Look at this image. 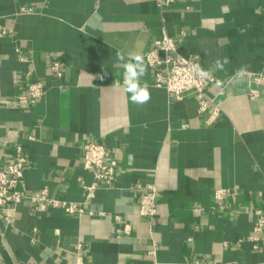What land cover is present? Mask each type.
I'll list each match as a JSON object with an SVG mask.
<instances>
[{
	"label": "crops",
	"instance_id": "1",
	"mask_svg": "<svg viewBox=\"0 0 264 264\" xmlns=\"http://www.w3.org/2000/svg\"><path fill=\"white\" fill-rule=\"evenodd\" d=\"M0 27V167L19 144L25 191L83 208L23 199L0 220V264H74L78 244L84 264H264V240L247 239L252 211L264 208V84L246 74H264V0H0ZM163 35L214 74L207 94L219 110L209 122L210 108L199 113L192 95L155 85L146 63L148 103L124 91L117 52L143 57ZM34 79L44 95L13 105ZM88 139L117 165L113 186L85 201ZM146 184L155 187L151 218L138 214ZM220 188L228 191L217 200Z\"/></svg>",
	"mask_w": 264,
	"mask_h": 264
},
{
	"label": "built area",
	"instance_id": "2",
	"mask_svg": "<svg viewBox=\"0 0 264 264\" xmlns=\"http://www.w3.org/2000/svg\"><path fill=\"white\" fill-rule=\"evenodd\" d=\"M176 0H156L159 8L167 7ZM31 7L21 6L19 11H29ZM7 30L0 27V35L6 34ZM145 63L154 71V84L162 86L173 94L175 98H181L187 94L193 96L199 113L211 109L206 121L212 120L218 113V103L214 97L207 94L208 86L214 81V74L210 69L203 67L197 55H181L178 53L175 42L168 35L154 40L153 45L143 54ZM211 72L210 78H201L196 75L194 66ZM48 68L56 76H61L63 67L59 61L53 59ZM249 81L264 84V74L246 71ZM46 91L45 83L40 79L28 81L24 90L17 93L13 99V105H28L40 99ZM249 96L253 97L255 90H249ZM28 157L21 145L16 144L15 150L3 167H0V220L16 210V206L23 199L33 202L36 209H45L47 206L60 207L66 213L82 212L83 208L74 201L53 199L47 195L45 189L27 193L23 187V171L28 164ZM81 165L90 170L93 180L90 183H82L84 200L93 197L99 187H111L116 177V160L108 153L107 147L101 143L88 139L82 145ZM227 188L217 189L215 199H221L227 192ZM138 214L144 217H153L156 214L155 187L152 184L145 185V191L139 196ZM254 222L252 234L247 239L252 241L253 247L264 240V208H256L252 211ZM128 225L124 229L127 230ZM153 253V250L149 251ZM74 264H84L81 254V245H76L74 251Z\"/></svg>",
	"mask_w": 264,
	"mask_h": 264
},
{
	"label": "clouds",
	"instance_id": "3",
	"mask_svg": "<svg viewBox=\"0 0 264 264\" xmlns=\"http://www.w3.org/2000/svg\"><path fill=\"white\" fill-rule=\"evenodd\" d=\"M117 61L120 62L124 69L123 72V87L126 93L130 94V101L133 104L144 105L151 99V93L147 83H141V77L146 75L147 65L144 62L142 55L138 53H128L127 57L123 52H117ZM216 68L223 70V64L217 60ZM196 75L201 78H210L211 72L201 69L198 65L194 66ZM245 75L243 70L237 72L238 78H243Z\"/></svg>",
	"mask_w": 264,
	"mask_h": 264
}]
</instances>
